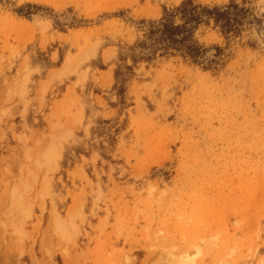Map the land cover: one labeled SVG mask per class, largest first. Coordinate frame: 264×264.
Here are the masks:
<instances>
[{"label":"rangeland","instance_id":"1","mask_svg":"<svg viewBox=\"0 0 264 264\" xmlns=\"http://www.w3.org/2000/svg\"><path fill=\"white\" fill-rule=\"evenodd\" d=\"M181 1L0 0V264H264V0L146 58Z\"/></svg>","mask_w":264,"mask_h":264},{"label":"trees","instance_id":"2","mask_svg":"<svg viewBox=\"0 0 264 264\" xmlns=\"http://www.w3.org/2000/svg\"><path fill=\"white\" fill-rule=\"evenodd\" d=\"M246 13L247 10L235 0L220 6L182 0L171 9H164L160 18L147 21L144 38L136 46L147 51L146 58L157 53L160 56L178 53L197 61L205 52L195 36L200 26L212 22L222 34H236Z\"/></svg>","mask_w":264,"mask_h":264}]
</instances>
